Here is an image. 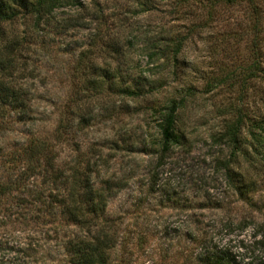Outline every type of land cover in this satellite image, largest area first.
I'll return each instance as SVG.
<instances>
[{"label": "rangeland", "instance_id": "obj_1", "mask_svg": "<svg viewBox=\"0 0 264 264\" xmlns=\"http://www.w3.org/2000/svg\"><path fill=\"white\" fill-rule=\"evenodd\" d=\"M185 1L82 0L58 9L44 31L25 19L2 26L19 40L6 82L24 112L0 127V184L21 188L1 204L44 190L24 154L40 141L61 171L88 169L109 196L92 233L60 207L50 215L0 205L9 264H71L70 244L102 226L115 244L108 264H203L215 250L234 264H264V78L252 71L257 61L264 69V0ZM177 36L175 62L148 57ZM173 100L182 140L163 152ZM238 122L234 142L227 133Z\"/></svg>", "mask_w": 264, "mask_h": 264}, {"label": "trees", "instance_id": "obj_2", "mask_svg": "<svg viewBox=\"0 0 264 264\" xmlns=\"http://www.w3.org/2000/svg\"><path fill=\"white\" fill-rule=\"evenodd\" d=\"M81 1L82 0H0V39L4 45L1 46L0 52V127H2L3 121L9 118L12 113L21 114L24 112L23 105L21 106L19 103L20 96H18V91L8 87L9 84L6 82V73L15 68L13 59H10V57L11 53L14 51L15 43L19 40L17 37L8 38V36L4 35L1 29L2 26L6 23H13L19 19H25L32 23L30 27L32 26L34 28L35 26L44 31L46 28L45 26H49L50 23H52L53 16L58 9L81 5ZM165 1L176 6H182L186 3L185 0ZM222 1V4L236 3V0ZM241 1L244 2L248 0ZM141 3V6H148L147 2ZM176 14L177 13H175V15ZM67 21H75L76 24H73V26H75L79 25L78 23L82 21V18L74 19L70 17ZM173 38L177 42L173 44L172 47L169 45H163L158 48H156L155 45H153V48L150 47V49L153 50H149L148 57L156 60L166 59V61L172 58L173 60H171V62H175L177 56L182 52L184 39L178 36ZM154 42L158 43V41ZM125 49L126 46L122 43V54H124ZM86 56L87 52H82L81 58ZM168 63L169 61H167V64ZM252 71H257L264 78V69L258 61ZM254 77V74L250 75V78ZM125 88L128 90L135 89L140 93L142 91V88L139 86L135 88L126 86ZM178 109V102L173 100L169 112L160 125L163 152L169 151L182 140V135L178 131L177 124ZM241 123L242 122H238L234 124V126H231L227 133L234 142H237ZM58 132V135H60V133L62 134L61 127ZM24 154L28 155L29 161L33 163V166L30 168L33 175L42 176L46 179L44 190L32 191L30 195L33 199L30 202H14L15 206L7 207L6 205L3 206L1 201L13 196L16 192H21V188L18 181L0 184V205L4 207L5 213L10 211L9 209L12 210L13 207L25 210L32 206L40 205L44 208L45 213L48 214L49 212L50 215H55L54 212L60 207L71 223H74L80 228L87 229L89 233H92L91 228L97 223V218H95V216L99 213L103 214L107 209L109 196H107L105 192H107L108 188H96L88 169L81 170L77 166L73 168L69 174L61 171L56 164L57 161L55 160V156L52 155V149L44 142H32L24 151ZM41 160L45 164H43ZM93 218H95V220H93ZM93 235V237L86 235L88 237L82 238L83 240L81 242L75 244L76 248H73L72 243L70 244V248L68 249L69 252L72 253L71 264H108L106 256H108V252L110 253L115 247L112 236L106 234V229L103 226L97 229ZM100 236L104 237L101 239ZM6 258V253L0 255V264H9V260ZM202 263L234 264V261L227 253L215 250L205 254L202 258Z\"/></svg>", "mask_w": 264, "mask_h": 264}]
</instances>
